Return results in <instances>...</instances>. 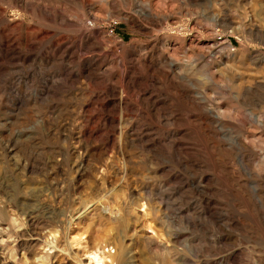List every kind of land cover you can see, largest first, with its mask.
Masks as SVG:
<instances>
[{
  "label": "rangeland",
  "instance_id": "1",
  "mask_svg": "<svg viewBox=\"0 0 264 264\" xmlns=\"http://www.w3.org/2000/svg\"><path fill=\"white\" fill-rule=\"evenodd\" d=\"M96 250L264 264V0H0V264Z\"/></svg>",
  "mask_w": 264,
  "mask_h": 264
},
{
  "label": "bare ground",
  "instance_id": "2",
  "mask_svg": "<svg viewBox=\"0 0 264 264\" xmlns=\"http://www.w3.org/2000/svg\"><path fill=\"white\" fill-rule=\"evenodd\" d=\"M159 197H160L161 203H164V196H162V194H159ZM166 236L168 237V242L171 245H167L166 243L163 242V243H160L159 245H157V247L161 250V253H163V255L165 257L169 258L172 255L173 251H175L176 247L174 246V244L181 240V236L179 233H176L174 231L172 232L169 230H167ZM80 238H79V240H81ZM146 241L148 242L149 246L155 247V245H153L154 243L148 237H147ZM105 258L106 257H104V253H102L99 250L91 251V252H89V255H88V260L90 262H93L94 264L95 263L96 264H102V262L105 261Z\"/></svg>",
  "mask_w": 264,
  "mask_h": 264
}]
</instances>
